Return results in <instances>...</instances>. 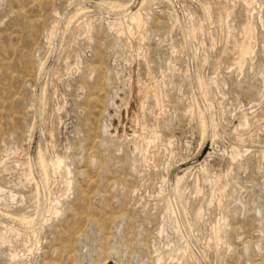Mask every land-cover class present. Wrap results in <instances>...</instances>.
Listing matches in <instances>:
<instances>
[{"label":"rangeland","instance_id":"1","mask_svg":"<svg viewBox=\"0 0 264 264\" xmlns=\"http://www.w3.org/2000/svg\"><path fill=\"white\" fill-rule=\"evenodd\" d=\"M159 263L264 264V0H0V264Z\"/></svg>","mask_w":264,"mask_h":264},{"label":"bare ground","instance_id":"2","mask_svg":"<svg viewBox=\"0 0 264 264\" xmlns=\"http://www.w3.org/2000/svg\"><path fill=\"white\" fill-rule=\"evenodd\" d=\"M132 20H134V21H137L138 22V25H139V21H140V17H139V13L136 11L135 13H133V14H131V17H130ZM122 128V127H121ZM120 128V129H121ZM127 129H128V127L125 125L124 127H123V130L124 131H127ZM59 157V156H58ZM63 163H64V160L62 159V158H58V160H57V166H58V168L60 169L61 167H62V165H63ZM57 168V167H56ZM60 203V202H59ZM57 204V203H56ZM52 214H56V215H58V214H60V210L58 209V207L56 206V205H52L51 207H50V210H49ZM26 223V222H25ZM160 264V263H159Z\"/></svg>","mask_w":264,"mask_h":264}]
</instances>
